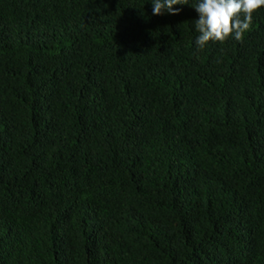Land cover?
I'll list each match as a JSON object with an SVG mask.
<instances>
[{"label":"trees","instance_id":"trees-1","mask_svg":"<svg viewBox=\"0 0 264 264\" xmlns=\"http://www.w3.org/2000/svg\"><path fill=\"white\" fill-rule=\"evenodd\" d=\"M188 2L0 0V264H264V7Z\"/></svg>","mask_w":264,"mask_h":264},{"label":"clouds","instance_id":"clouds-1","mask_svg":"<svg viewBox=\"0 0 264 264\" xmlns=\"http://www.w3.org/2000/svg\"><path fill=\"white\" fill-rule=\"evenodd\" d=\"M153 15L178 14L173 5L189 4L188 0H149ZM198 13L194 28L198 32L195 45L203 49L208 42L224 43L229 37L242 41L250 30L252 14L264 7V0H197L192 5Z\"/></svg>","mask_w":264,"mask_h":264}]
</instances>
